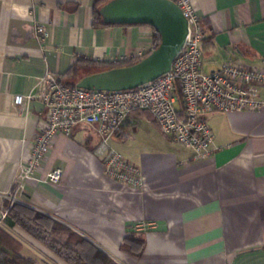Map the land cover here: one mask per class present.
Listing matches in <instances>:
<instances>
[{"label":"crops","instance_id":"crops-1","mask_svg":"<svg viewBox=\"0 0 264 264\" xmlns=\"http://www.w3.org/2000/svg\"><path fill=\"white\" fill-rule=\"evenodd\" d=\"M191 2L204 33V71L227 61L264 67V0ZM95 3L0 0V209L11 204L4 195L44 120L37 98L16 107L14 96L35 94L45 73L76 84L153 44L148 25L94 24ZM260 99L255 111L209 114L214 137L203 159L168 139L149 112H130L109 144L140 169L138 187L105 173L93 125L57 131L16 202L50 216L117 264H264V87ZM54 169L61 177L51 183ZM0 225L18 240L21 255L67 264L23 228ZM131 233L144 240L139 256L120 247Z\"/></svg>","mask_w":264,"mask_h":264},{"label":"built area","instance_id":"built-area-1","mask_svg":"<svg viewBox=\"0 0 264 264\" xmlns=\"http://www.w3.org/2000/svg\"><path fill=\"white\" fill-rule=\"evenodd\" d=\"M187 20V35L168 72L140 86L125 90H88L67 85L45 73L35 94H16L14 104L23 107L32 98L43 105L44 120L39 124L32 152L13 181L10 203L24 181L44 160L57 131L70 134L77 124L93 125L100 136L96 152L102 155L105 173L126 185H142L140 169L114 150L109 139L135 110L149 112L160 131L171 141L193 151L196 159L208 157L213 132L208 116L213 112L255 111L262 106L260 88L264 87V67L227 61L206 72L202 67L203 29L191 0H172ZM45 32L36 26V34ZM139 49L131 58H139L153 49ZM61 171L47 174L56 183ZM8 207L0 209V223Z\"/></svg>","mask_w":264,"mask_h":264},{"label":"water","instance_id":"water-1","mask_svg":"<svg viewBox=\"0 0 264 264\" xmlns=\"http://www.w3.org/2000/svg\"><path fill=\"white\" fill-rule=\"evenodd\" d=\"M99 14L108 25H148L160 40L133 64L82 76L75 85L88 90H125L156 79L169 71L187 35V20L172 0H108Z\"/></svg>","mask_w":264,"mask_h":264},{"label":"trees","instance_id":"trees-1","mask_svg":"<svg viewBox=\"0 0 264 264\" xmlns=\"http://www.w3.org/2000/svg\"><path fill=\"white\" fill-rule=\"evenodd\" d=\"M108 0H96L93 9L94 24H105L102 22L99 14V7ZM108 25V24H106ZM153 47L155 48L160 40L159 34L151 27ZM142 57L131 59L128 61L118 62L102 67L105 70L111 67L130 65L137 62ZM80 76L79 78H81ZM74 86V83H65ZM7 213L3 218V223L7 226L17 225L23 228L34 238L41 242H45L46 236L51 233L66 234L61 240H50L48 242L57 255L70 264H117L107 254L95 247L86 239L76 235L67 227L59 224L50 216L27 205L13 202L9 205ZM73 240V241H72ZM144 240L133 233L126 235L121 242V249L130 254L139 256L143 249ZM19 242L14 238L2 225H0V264H41L33 258L25 257L19 253Z\"/></svg>","mask_w":264,"mask_h":264},{"label":"rangeland","instance_id":"rangeland-1","mask_svg":"<svg viewBox=\"0 0 264 264\" xmlns=\"http://www.w3.org/2000/svg\"><path fill=\"white\" fill-rule=\"evenodd\" d=\"M63 234V236H61V234H59V233H51V234H49L48 233V235L46 236V239H45V242H43L46 246H48L49 247V245H48V242L50 241V240H63L64 238H65V235L66 234H64V233H62ZM73 241V240H72ZM67 264H70L69 262H67Z\"/></svg>","mask_w":264,"mask_h":264}]
</instances>
